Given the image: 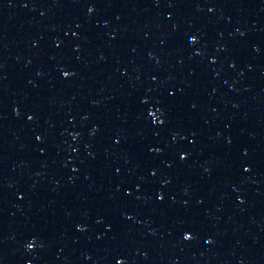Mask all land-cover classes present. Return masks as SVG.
<instances>
[{
  "label": "water",
  "instance_id": "obj_1",
  "mask_svg": "<svg viewBox=\"0 0 264 264\" xmlns=\"http://www.w3.org/2000/svg\"><path fill=\"white\" fill-rule=\"evenodd\" d=\"M0 264H264V0H0Z\"/></svg>",
  "mask_w": 264,
  "mask_h": 264
}]
</instances>
